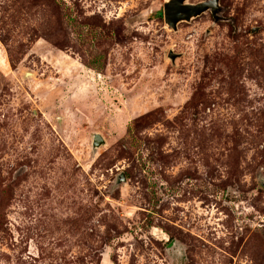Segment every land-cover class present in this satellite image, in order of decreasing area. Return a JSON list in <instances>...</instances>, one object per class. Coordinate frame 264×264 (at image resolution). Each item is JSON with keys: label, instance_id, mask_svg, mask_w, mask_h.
Wrapping results in <instances>:
<instances>
[{"label": "rangeland", "instance_id": "rangeland-1", "mask_svg": "<svg viewBox=\"0 0 264 264\" xmlns=\"http://www.w3.org/2000/svg\"><path fill=\"white\" fill-rule=\"evenodd\" d=\"M167 1L0 0V264H264V0Z\"/></svg>", "mask_w": 264, "mask_h": 264}, {"label": "water", "instance_id": "water-1", "mask_svg": "<svg viewBox=\"0 0 264 264\" xmlns=\"http://www.w3.org/2000/svg\"><path fill=\"white\" fill-rule=\"evenodd\" d=\"M219 10L218 0H207L198 3H186L185 0H169L164 3V18L170 27H175L176 23L180 20H188L191 16H196L208 9L209 7ZM171 59L176 57V54L169 53ZM104 140L99 133L94 134L93 146L103 144ZM122 180H125L124 174Z\"/></svg>", "mask_w": 264, "mask_h": 264}]
</instances>
